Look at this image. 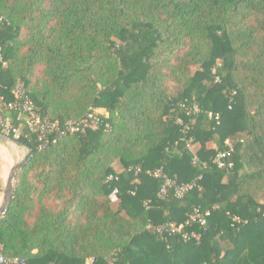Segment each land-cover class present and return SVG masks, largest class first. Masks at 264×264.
<instances>
[{"label":"trees","instance_id":"trees-1","mask_svg":"<svg viewBox=\"0 0 264 264\" xmlns=\"http://www.w3.org/2000/svg\"><path fill=\"white\" fill-rule=\"evenodd\" d=\"M0 43L5 100L21 83L50 120L106 112L45 148L16 139L30 151L0 214L3 255L264 264V0H0ZM226 140L229 170L212 161ZM165 178L195 185L160 194ZM194 207L209 210L198 240L156 232Z\"/></svg>","mask_w":264,"mask_h":264},{"label":"built area","instance_id":"built-area-1","mask_svg":"<svg viewBox=\"0 0 264 264\" xmlns=\"http://www.w3.org/2000/svg\"><path fill=\"white\" fill-rule=\"evenodd\" d=\"M4 63L3 50L0 43V66L4 65ZM216 80H218L217 77ZM12 94L13 99L9 101L5 100L3 95L0 94V133L13 139L28 137L30 134H34L40 149L45 148L53 136H61L67 133H76L78 131H84L85 128L97 127L99 123L98 114H106L105 111L94 109L87 112L86 115L80 119L69 120L60 123L42 116L37 111L21 83L16 84L12 90ZM182 106L188 114L199 111L196 105L184 106V104H182ZM207 114L209 117H214L215 119L218 118V114H213L212 112H208ZM176 121L181 123L180 118H177ZM186 128L188 127L186 126ZM225 144L227 146L226 148L216 150L214 156L212 157V161L218 167L229 170L234 166V162L231 158L234 148L229 140H226ZM187 147L192 149V145L189 143L187 144ZM193 161H198V158L195 154L193 155ZM153 175L156 177L160 176L161 169H156L153 172ZM109 178L111 179L112 176L110 175ZM169 184L174 185L176 197H181L184 192L193 188L195 185L194 182L188 184H177L173 180L165 178L160 187V194L164 193L165 187ZM117 193V188H114L111 191L109 194L111 202H117ZM208 215L209 210H202L200 207H194L184 222L179 224L174 222L160 224L156 226V232L162 236L165 233L168 235L179 233L182 239L185 241L192 238L198 240V234L191 228L194 225L204 226L206 224V217ZM92 262L93 258H89L86 260L85 264H92ZM0 264H26V262L23 258L6 257L0 252Z\"/></svg>","mask_w":264,"mask_h":264},{"label":"rangeland","instance_id":"rangeland-1","mask_svg":"<svg viewBox=\"0 0 264 264\" xmlns=\"http://www.w3.org/2000/svg\"><path fill=\"white\" fill-rule=\"evenodd\" d=\"M1 145L4 146L3 148L4 153L9 158V162H7V161H4L0 157V170L3 173V176H1L2 174L0 175V179H1L0 196L2 197V191L4 189L10 168L13 166V164L23 159L25 153L27 152V149L24 147L15 145L14 143L1 144ZM113 165L116 170H120V165L117 162L114 163Z\"/></svg>","mask_w":264,"mask_h":264},{"label":"water","instance_id":"water-1","mask_svg":"<svg viewBox=\"0 0 264 264\" xmlns=\"http://www.w3.org/2000/svg\"><path fill=\"white\" fill-rule=\"evenodd\" d=\"M9 143H14L15 145H18L20 147H24L16 139H13V138H11L9 136H6V135L0 133V144H9ZM29 151L30 150L27 149V152L25 153L23 159H21L20 161L16 162L15 164H13V166L9 170L6 183H5L4 189L2 191V197H1V200H0V213H2L5 210L10 198L12 197L14 178H15L16 170L21 165V163L25 160V158L29 154Z\"/></svg>","mask_w":264,"mask_h":264},{"label":"crops","instance_id":"crops-1","mask_svg":"<svg viewBox=\"0 0 264 264\" xmlns=\"http://www.w3.org/2000/svg\"><path fill=\"white\" fill-rule=\"evenodd\" d=\"M99 110H100V111H104L103 109H99ZM3 148H4V146H2V145L0 144V157H1L4 161L9 162V158H8V156L5 155ZM1 174H2V175H1ZM0 175L3 176V173H2L1 170H0ZM0 200H1V196H0Z\"/></svg>","mask_w":264,"mask_h":264}]
</instances>
